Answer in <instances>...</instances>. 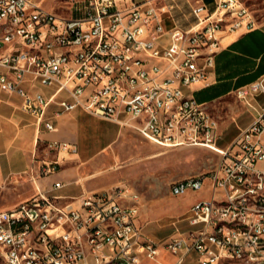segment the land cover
<instances>
[{
  "label": "built area",
  "instance_id": "obj_1",
  "mask_svg": "<svg viewBox=\"0 0 264 264\" xmlns=\"http://www.w3.org/2000/svg\"><path fill=\"white\" fill-rule=\"evenodd\" d=\"M0 0V92L48 132L46 120L81 109L164 150L219 156L209 173L174 181L169 196L206 191L172 221L163 248L186 264H264V76L233 96L253 120L226 149L219 122L195 101L208 87L224 41L257 24L241 0ZM51 88L45 95L40 89ZM49 149L72 153L67 143ZM43 161L39 176L58 172ZM61 189L60 182L53 183ZM140 195L117 185L74 198L38 191L0 211V264H141L160 247L138 227ZM185 222L181 230L178 223Z\"/></svg>",
  "mask_w": 264,
  "mask_h": 264
},
{
  "label": "crops",
  "instance_id": "obj_2",
  "mask_svg": "<svg viewBox=\"0 0 264 264\" xmlns=\"http://www.w3.org/2000/svg\"><path fill=\"white\" fill-rule=\"evenodd\" d=\"M262 76H264V22L250 31H241L224 41L222 49L215 56L210 85L195 88L192 96L202 105L223 103L236 89L247 86ZM40 90L45 95L52 92L51 88ZM21 103L22 100L18 96L0 92V188L12 184H26L33 187V195L42 191L49 196L60 198H74L101 190L89 185L88 181L92 176L85 174L99 152L90 155L83 147L91 136L90 120L107 121L93 117L81 109L54 115L55 107H50L46 113V120L52 122L57 130L48 132L43 125H37L35 119L22 110ZM250 122L239 128L234 138ZM222 125L219 124V138ZM123 131L118 127L117 138L121 137ZM233 139L223 149H226ZM115 141L103 148L100 155L111 148ZM51 142L67 143L73 146L75 151L60 153L57 157V153L49 149ZM57 158L60 163L58 172L48 177L39 176L42 162L54 161ZM56 182L62 184L61 189L52 188ZM75 188L81 190L78 195L72 194ZM10 209L12 208L7 210ZM144 235L160 247V255L155 264L175 263L176 258L162 247L171 235L163 243L153 240L147 231ZM145 262L147 260L141 264ZM186 264H196L195 256L187 260Z\"/></svg>",
  "mask_w": 264,
  "mask_h": 264
},
{
  "label": "rangeland",
  "instance_id": "obj_3",
  "mask_svg": "<svg viewBox=\"0 0 264 264\" xmlns=\"http://www.w3.org/2000/svg\"><path fill=\"white\" fill-rule=\"evenodd\" d=\"M64 0H48L43 4L47 10L63 12L60 5ZM248 8L257 25L264 22V0H241ZM218 120L222 129L217 146L225 148L234 138L239 128L253 118V112L246 110L235 96L228 97L223 103L204 105ZM224 122V123H223ZM91 136L83 149L90 155H99L91 163L85 174L92 177L89 185L105 189L117 185H127L142 198L137 225L151 238L160 243L174 233L172 221L181 220L190 207L208 198L206 191L188 192L183 196H169L172 182L189 176L209 173L219 160V156L209 150L197 147L160 149L134 134L124 130L117 138L118 126L110 122L91 119ZM116 140V141H115ZM115 144L102 155L103 148ZM80 188L72 194L78 195ZM33 187L26 184L10 185L0 188V211L14 208L34 195ZM181 230L185 222L178 223ZM144 264H155L147 261Z\"/></svg>",
  "mask_w": 264,
  "mask_h": 264
}]
</instances>
